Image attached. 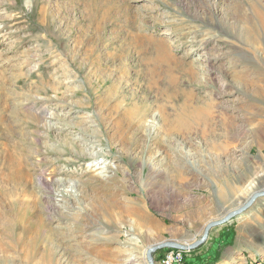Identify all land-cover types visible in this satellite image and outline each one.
I'll use <instances>...</instances> for the list:
<instances>
[{
	"label": "rangeland",
	"instance_id": "rangeland-1",
	"mask_svg": "<svg viewBox=\"0 0 264 264\" xmlns=\"http://www.w3.org/2000/svg\"><path fill=\"white\" fill-rule=\"evenodd\" d=\"M104 2L101 28L83 0H0V264H146L264 191V0ZM132 41L163 48L153 78ZM170 73L210 125H176ZM252 200L179 264H264Z\"/></svg>",
	"mask_w": 264,
	"mask_h": 264
},
{
	"label": "bare ground",
	"instance_id": "bare-ground-1",
	"mask_svg": "<svg viewBox=\"0 0 264 264\" xmlns=\"http://www.w3.org/2000/svg\"><path fill=\"white\" fill-rule=\"evenodd\" d=\"M83 3L85 5V7L87 8L86 13H85L86 21L87 22H95L102 28L104 26L105 22H107L108 17H109L108 13L105 10L106 5H105L104 0H83ZM43 11L44 10H41L40 13H39L40 18H41L40 22L47 24V16L44 14ZM263 26H264V23H263ZM262 28H263V31H264V27H262ZM242 30H243V33H244V37H246V38L247 37H251L252 31H253V27H252L251 24H249L248 26H245ZM243 41L245 42V38H243ZM132 44L137 46V43H135L133 41H132ZM159 46H164V45L163 44H159ZM141 49L144 50V51H148L149 48L147 46H145V45H140L139 44L138 51L140 52V54L144 55V58L142 60L145 61V64H147L149 66V68L146 70V73L153 78L155 76L156 72L159 70V66H161V65L164 66L165 65L164 62H163V57H164L163 56V52L164 51L159 52V50H163V48H161V47L155 48L153 53H143ZM165 68L167 69V67H165ZM166 71L168 72V69ZM185 71H186V73L189 75V77L191 79H196L197 73H195V71H194L192 66L186 67ZM242 71H243V69H242ZM234 72H235V70H234ZM240 72H235L233 74L234 75L233 78L236 81H238V82L245 80L247 78V76L249 75V72L248 73L247 72L243 73V75ZM150 84H151L152 87L157 89L156 92H159L160 95H164L167 98H169L171 96H176L178 91H179L180 94L182 93L181 99H179V98L176 99L178 101L176 106H174L172 104L173 107H175L174 110H176L175 123H176L177 126H180V128L181 127L190 128L191 126H195V124H197V123H199L200 126L201 125L208 126V125L211 124V122H210V124H208V122L211 121L210 120V118H211V116H210L211 115V108L214 105L212 104L213 102L212 103L210 102L211 100L208 97L207 98L196 97V96L192 95V93H189V92L185 93L184 92L185 90L177 88L176 81L174 79V76L171 73L169 74L168 79L164 83L166 86H159V84L155 80H152L150 82ZM249 84L250 83H247L246 86H248ZM0 88H1V85H0ZM171 88H176L177 90H173ZM262 89H264V88H262ZM257 91H256V93H258L259 95H261V96L264 95V91H260V90H258V88H257ZM162 100L163 99H159L158 100V102H159L158 104L160 106L159 113H160L161 116H163V118H164L163 120H167L168 114L164 110L165 103H163ZM145 106L148 107L147 105H145ZM119 125H121V124L118 123L116 125V128H119ZM121 139H122V137H121ZM39 182H42V184H44L46 187L50 186V184L47 181L43 180V178ZM55 182H56L55 184L58 183L56 180H55ZM59 184H60V182H59ZM59 184H58V186H59ZM258 192H261V191H258ZM242 206L240 205V206H238L236 208H233L231 210H227L226 212L224 211L225 213L222 214L219 218L211 220V221H214V222L215 221H219V220L225 218L226 216H228L231 212H233L237 208L242 207ZM242 211L243 210H241L239 213H241ZM231 217L232 216H229V218H231ZM211 221H209V222H211ZM209 222H207V224ZM207 224H205V226ZM217 225L218 224H216L215 226H217ZM205 226H204V228H205ZM133 239L136 240V238H133ZM142 253L145 256V250H143ZM134 257H136V256L134 255Z\"/></svg>",
	"mask_w": 264,
	"mask_h": 264
},
{
	"label": "water",
	"instance_id": "water-1",
	"mask_svg": "<svg viewBox=\"0 0 264 264\" xmlns=\"http://www.w3.org/2000/svg\"><path fill=\"white\" fill-rule=\"evenodd\" d=\"M264 195V191L260 192V193H255L252 197L249 198V200H247V203H245L242 207L237 208L236 210H234L233 212H231L228 216H226L225 218L219 220V221H211L209 222L205 228L203 229V233L201 235V237L192 242L191 244H183L180 243L177 240H163L157 243H154L150 246L147 247V249L145 250V259H146V264H154V260H153V253L155 251L161 250V249H180V250H191L194 247H196L197 245H199L202 241L205 240V238L207 237V234L209 232V229L214 227L216 224L221 225L223 223L226 222V220L229 219V216H233L237 213H239L241 210H244L247 206L250 205V203H252V199L257 196V195Z\"/></svg>",
	"mask_w": 264,
	"mask_h": 264
},
{
	"label": "built area",
	"instance_id": "built-area-1",
	"mask_svg": "<svg viewBox=\"0 0 264 264\" xmlns=\"http://www.w3.org/2000/svg\"><path fill=\"white\" fill-rule=\"evenodd\" d=\"M183 251L168 249L159 259L158 264H179L183 260Z\"/></svg>",
	"mask_w": 264,
	"mask_h": 264
}]
</instances>
